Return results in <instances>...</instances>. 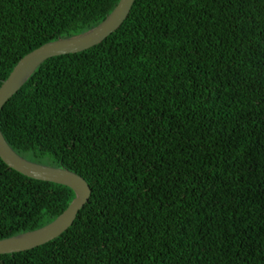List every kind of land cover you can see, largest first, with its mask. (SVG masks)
<instances>
[{
  "label": "trees",
  "instance_id": "obj_1",
  "mask_svg": "<svg viewBox=\"0 0 264 264\" xmlns=\"http://www.w3.org/2000/svg\"><path fill=\"white\" fill-rule=\"evenodd\" d=\"M117 1L0 0V83ZM0 132L90 189L58 237L0 264H264V0H134L100 43L41 62ZM73 197L0 159V239Z\"/></svg>",
  "mask_w": 264,
  "mask_h": 264
},
{
  "label": "water",
  "instance_id": "obj_2",
  "mask_svg": "<svg viewBox=\"0 0 264 264\" xmlns=\"http://www.w3.org/2000/svg\"><path fill=\"white\" fill-rule=\"evenodd\" d=\"M134 0H118L113 9L92 28L68 37L45 42L23 55L0 83V109L21 87L31 72L45 59L86 50L105 39L119 27ZM0 159L15 171L41 181L69 187L74 197L66 208L47 224L7 238L0 239V254H10L42 245L65 231L78 210L86 203L90 189L78 174L64 168L29 161L15 153L0 132Z\"/></svg>",
  "mask_w": 264,
  "mask_h": 264
}]
</instances>
